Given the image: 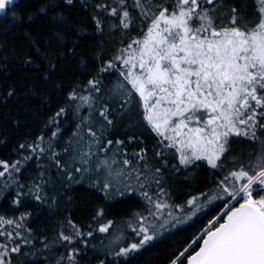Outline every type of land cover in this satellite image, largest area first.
Segmentation results:
<instances>
[{
  "label": "snow or ice",
  "instance_id": "6c2138e0",
  "mask_svg": "<svg viewBox=\"0 0 264 264\" xmlns=\"http://www.w3.org/2000/svg\"><path fill=\"white\" fill-rule=\"evenodd\" d=\"M15 2L0 0V12ZM76 7V0H51L36 14H55L59 42ZM93 7L116 18V30L128 37L90 70L76 45L66 48L86 78L57 82L62 103L41 134L10 149L17 159H0L3 211L19 213L0 214V264H26L25 257L37 255L39 264H135L168 234L215 209L168 264H264V0H118ZM29 12L21 7L3 19L31 20ZM92 21L102 33L101 20ZM25 36L30 46L41 44ZM56 71L52 63L40 78L51 83ZM28 93L35 95V87ZM20 95L9 84L0 105ZM245 144L253 146L246 163ZM32 161L35 175L25 176ZM208 171L212 187L172 200L175 185ZM81 184L102 193L105 205L92 208L83 224L71 215L53 220L69 211V193ZM133 197L139 210L120 222L107 219L111 204ZM97 234L107 237L100 248L90 243ZM53 243L65 252L56 256Z\"/></svg>",
  "mask_w": 264,
  "mask_h": 264
},
{
  "label": "trees",
  "instance_id": "16d2710c",
  "mask_svg": "<svg viewBox=\"0 0 264 264\" xmlns=\"http://www.w3.org/2000/svg\"><path fill=\"white\" fill-rule=\"evenodd\" d=\"M50 2L51 0H19L5 15L0 16V92H3L9 84H15L21 92L19 98L9 100L7 106L0 105V140L7 138V143L0 145V159H17L15 155L10 154V149L15 147L17 142L32 140L41 134L45 123L56 111L55 106L62 103L61 94L54 90V85L57 82L69 84L86 78L87 73L81 70L79 57L66 55V48L76 45L77 51L88 57L87 63L90 70L91 65L99 64V56L111 55L113 50L120 46V41L128 37L127 32L116 30L118 24L116 18L109 17L106 13L93 7L97 3L105 2L115 6L118 0H76L77 7L72 15L71 25L61 26L65 32V38L63 41L57 42L55 32L60 28L54 18L55 14H36L38 7ZM127 2L131 5L132 0H127ZM85 4L88 6L84 7ZM21 7L30 8L29 14L33 16L31 20L25 17L23 21L13 24L8 19H3L6 15L11 17L13 11ZM93 16L98 17L104 25L102 33L96 31L92 21ZM26 33H31L32 39L40 38L41 44L30 46L25 36ZM137 34L138 31L131 33L132 36ZM29 58H34L33 62L24 64L23 60ZM52 63L57 64V71L53 74L51 83L45 82L40 78L39 70ZM5 65L7 70H5ZM32 86L35 87L36 94L25 95L24 93L28 92ZM71 119L69 117V120ZM74 127V123L67 126L65 137L71 133ZM243 151L245 153L243 162L246 163L249 159L248 153L253 151V146L245 144ZM34 165L35 161L29 163L25 170V176L35 175ZM213 179L211 171L202 172L199 174V178L191 183L175 185L173 194L177 200H180L186 195H193L192 193L195 191L208 188V184H211ZM3 182V178H0V185ZM69 195L74 197V201L67 205L69 211L61 210V214L54 216L53 220L63 221L71 215L74 222L83 224L88 220L92 208L105 205L102 193H90L84 184L75 185ZM29 203L34 204L35 202L30 201ZM7 207L6 201L0 200V214L19 215V213H4L3 210H6ZM137 210H139V198H126L109 206L110 214L107 219L120 222L128 219ZM216 211L219 209L213 210L208 215L198 216L188 225L174 230L165 239L148 248L137 258L135 264H168L171 253L184 246L188 238L203 227L206 220L211 215H215ZM40 220L43 223L45 217H41ZM47 234L50 241H54V231ZM105 236V234H97L96 239L91 240L90 243L100 248L103 245L101 238L104 239ZM0 241H3V237H0ZM35 248L39 249L41 245L36 243ZM53 251L56 256H59L65 252V248L53 243ZM45 254L47 253L45 252ZM40 259L39 255L25 257L26 264H39Z\"/></svg>",
  "mask_w": 264,
  "mask_h": 264
},
{
  "label": "rangeland",
  "instance_id": "374dc122",
  "mask_svg": "<svg viewBox=\"0 0 264 264\" xmlns=\"http://www.w3.org/2000/svg\"><path fill=\"white\" fill-rule=\"evenodd\" d=\"M209 187H212V183H211V184H208V188H209ZM206 189H207V188H202L201 190H198V191H205ZM198 191H195V192H193L192 194H193V195H197V194H198ZM175 197H176V196L173 194V195H172V199H173V201H175L176 203H181V202H183L184 200H186V199L188 198V195H186V196L180 198V200H177ZM101 240H103L102 243L105 244V243L107 242V237L105 236V238H104V239L101 238ZM101 247H102V246H101Z\"/></svg>",
  "mask_w": 264,
  "mask_h": 264
},
{
  "label": "water",
  "instance_id": "95a60500",
  "mask_svg": "<svg viewBox=\"0 0 264 264\" xmlns=\"http://www.w3.org/2000/svg\"><path fill=\"white\" fill-rule=\"evenodd\" d=\"M18 2H19V0H16L15 4H17ZM11 7H13V5H9L8 10H9ZM8 10H7V11H8ZM6 13H7V12H0V16L5 15Z\"/></svg>",
  "mask_w": 264,
  "mask_h": 264
}]
</instances>
